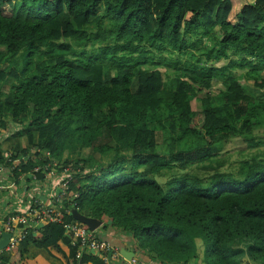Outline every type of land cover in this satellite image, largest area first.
Wrapping results in <instances>:
<instances>
[{
  "label": "trees",
  "instance_id": "16d2710c",
  "mask_svg": "<svg viewBox=\"0 0 264 264\" xmlns=\"http://www.w3.org/2000/svg\"><path fill=\"white\" fill-rule=\"evenodd\" d=\"M68 39L113 44L76 57ZM147 46L178 55L198 48L205 57L156 62L175 70L164 79L157 64L149 65L155 62L145 55ZM230 53L239 58L215 64ZM235 67H248L245 77L259 95L244 90ZM263 70L264 0H0V128L18 124L14 136L26 135L35 149L8 160L0 141V164L17 177L50 162L43 155L48 151L65 166L75 165L67 194L49 207L48 215L60 222L24 227L12 253L0 252L1 264H20L30 244L59 242L69 249L65 264H103L66 234L64 225L77 221L72 209L102 221V230L129 234L160 264L192 261L197 238L204 264H248L244 257L264 264L262 159L242 161L236 178L180 173L162 184L155 177L210 159L216 142L251 134L264 120ZM8 78L13 81L4 91ZM217 82L222 108L211 95ZM199 93L200 108L193 109ZM159 131L169 138L164 153L157 147ZM84 147L90 153L80 160L64 156ZM94 153L110 158L87 169ZM31 172L43 178V168Z\"/></svg>",
  "mask_w": 264,
  "mask_h": 264
},
{
  "label": "rangeland",
  "instance_id": "374dc122",
  "mask_svg": "<svg viewBox=\"0 0 264 264\" xmlns=\"http://www.w3.org/2000/svg\"><path fill=\"white\" fill-rule=\"evenodd\" d=\"M104 8L102 5H100L97 9L99 14H102ZM204 20H211L212 18L203 16ZM107 23H103L101 28L107 27ZM89 31L91 34H94L95 32H98V27L95 24H92L89 28ZM69 44H71L76 51V57H89L91 55H97L100 54L103 48H107L110 45L113 44L112 40H106L102 42H97V41H92L89 40L87 41L84 45H78L75 44L72 40L68 39L67 40ZM191 52L193 53H184L183 55H178L175 51L172 52L171 50H154L152 48V52L150 47H146L145 49V55L151 60L153 59L155 63L149 64V65H158V69L162 71V76L164 79H166V76L171 74L173 76L175 70L173 66L169 67V70L167 71V67L163 63H156L158 61H165L168 62L169 59H172L170 61H175L180 60V61H189V62H195L197 59H204V55L201 53L200 49H192ZM120 52H118L119 54ZM231 58L237 59L239 56L230 53L228 58H221L219 61H216V65H224L226 64ZM16 61L21 67L23 65V56L20 53L16 56ZM12 64V63H10ZM5 65V64H4ZM248 67L245 68H238L235 67L233 68L236 76L239 78V81L241 85L243 86L244 90L253 95L257 96L260 94L261 90L258 88L254 87L252 85V81L248 80L245 75ZM264 73V70L262 71V74ZM13 81V78H8L6 80L5 85L3 86V90L7 91L9 88L10 83ZM223 87L221 83L217 82L214 84L212 88V96L214 98V105L217 108H222L221 103L222 101L219 100L217 93V88ZM201 94H197L195 97H193L191 100V105L193 109H199L200 108V101L199 97ZM168 134L164 131H159L157 133L156 141H157V147L158 151L164 153L166 147L168 146V141L169 138L167 137ZM176 149L179 147H175ZM175 149V150H176ZM216 149V150H215ZM213 150H215V154L210 158L206 159L205 161L192 165L186 169H180L176 165L172 167L170 170H165L163 171L160 175H156V179L162 183L165 184L169 179H171L174 175H178L180 173H189L191 175H196L198 177H201L203 179H208V177L215 173L216 171L218 172H226V173H231L234 178L240 177V169H241V162L244 160H249L251 161L253 158L255 159H262L264 162V120L262 121L261 124L256 126V128L251 132V134H248L246 136H240L237 135L236 137L228 138L223 142H216L213 145ZM90 153L89 149L87 147L81 148V149H67L64 151V156H67L69 160L72 162H75L77 160H80L82 157H86ZM93 158L90 160L88 163V168L91 169V166H93L94 163H99V164H106L109 160V155H101L99 153H94ZM169 157V154L166 156ZM57 161L56 166H51L50 168L52 170H55V173H60V170L65 166L64 164L61 163V161ZM82 162H79V165L81 166ZM69 166L72 168L75 167L73 163H71ZM54 177V174L52 175ZM199 239L201 242V248L203 249V243L200 238ZM247 257H244L246 259ZM248 259V258H247ZM247 262V261H246Z\"/></svg>",
  "mask_w": 264,
  "mask_h": 264
},
{
  "label": "crops",
  "instance_id": "0c3cea01",
  "mask_svg": "<svg viewBox=\"0 0 264 264\" xmlns=\"http://www.w3.org/2000/svg\"><path fill=\"white\" fill-rule=\"evenodd\" d=\"M18 128L19 125L13 122H10L6 129L0 128V141L2 149L5 152V157L8 154L14 153L17 156L16 160L22 158L23 155L20 152L22 149L29 147L30 153H33L35 150L33 148L34 146L29 144L26 135L14 136ZM51 171L53 172L51 173ZM53 173H55V170L48 168L44 171L42 179H37L31 171L22 172L17 177H14L11 170L4 164H0V222L7 215L26 212L33 205L38 209L48 208L54 201L59 190L58 176L60 173L52 177ZM106 221L107 219L105 218L103 222ZM46 222V220H35L30 226L35 228ZM101 224L102 221H100L97 230H95L97 237L109 241L117 248L121 255V257L112 259L111 264H125L124 259H130L132 257H136L140 264H160L151 254L141 250L137 246L135 239L129 234L113 228L102 230L100 228ZM199 241V239H196L197 257L187 264H204L202 262L203 249ZM68 251V247L60 242L56 246L49 248L30 244L20 264H65ZM6 252L12 253V250ZM98 257L103 263L102 258L100 256ZM244 260L248 261V264H256L247 258Z\"/></svg>",
  "mask_w": 264,
  "mask_h": 264
},
{
  "label": "built area",
  "instance_id": "2783aa9c",
  "mask_svg": "<svg viewBox=\"0 0 264 264\" xmlns=\"http://www.w3.org/2000/svg\"><path fill=\"white\" fill-rule=\"evenodd\" d=\"M43 155L50 159V162H47L42 167L37 165L33 172L38 171L40 168H43L44 171L50 168L51 166H56L58 163L50 157L48 151H43ZM9 158V154L6 155ZM10 160V158L8 159ZM51 169V168H50ZM75 171L74 168L67 165L60 170L58 186L59 190L53 202H61V199L64 195L67 194L69 187V181L71 180L72 174ZM53 171H51L52 173ZM54 176L57 173H53ZM35 175V173H34ZM50 207V206H49ZM44 208L38 209L35 205L30 206L26 212L21 213H12L5 217L4 220L0 222V235L3 231L11 233V236L8 240V245L0 252L10 251L13 247L24 237V227L30 226V224L35 220H46L48 221H59L60 219L54 216H49L48 213L51 209ZM66 234L71 236L73 239H76L80 243V248H86L89 251L100 256L104 264H111V260L117 257H121L117 248L114 247L109 241L100 239L97 237L95 230L89 229L86 225L83 226L79 221H73L66 223L64 225ZM125 264H140L136 257L130 259H124ZM1 264V262H0Z\"/></svg>",
  "mask_w": 264,
  "mask_h": 264
},
{
  "label": "water",
  "instance_id": "95a60500",
  "mask_svg": "<svg viewBox=\"0 0 264 264\" xmlns=\"http://www.w3.org/2000/svg\"><path fill=\"white\" fill-rule=\"evenodd\" d=\"M73 218L89 227L91 230H96L100 224V220L86 216L80 212H78L76 209H72L71 211ZM11 236V233L3 231L0 238V251H2L7 245L9 237ZM122 252V251H121ZM131 254H133L131 252ZM126 258L127 256L124 255Z\"/></svg>",
  "mask_w": 264,
  "mask_h": 264
}]
</instances>
